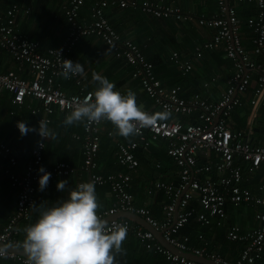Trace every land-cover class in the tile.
Instances as JSON below:
<instances>
[{
	"label": "built area",
	"instance_id": "2783aa9c",
	"mask_svg": "<svg viewBox=\"0 0 264 264\" xmlns=\"http://www.w3.org/2000/svg\"><path fill=\"white\" fill-rule=\"evenodd\" d=\"M217 2L219 14L197 17L200 26L217 30L212 40L204 44V48H223L226 56L232 59L235 65V72L228 81L227 89L215 103L209 102L197 93L191 97L184 96L180 84L166 88L157 78L153 63L146 58L139 46L117 32L104 13L107 6L118 4L121 7L138 6L143 12L157 18L174 17L179 21H186L193 17L183 12L174 1L167 4L144 0L138 4L133 0H96L92 20L83 24L79 17L85 0H70L66 7L70 26L66 41L59 47L44 51L41 50L39 41L24 38L17 32L15 8L9 9L7 18L0 22V47L7 49L17 62L26 64L32 75L31 78H24L15 71L0 72V89L10 91L15 104H22L27 97L39 99L46 114L43 119L45 122L51 121L50 116L57 109L70 113L74 106L92 91L68 95L57 86L52 76L60 75L63 60H70L73 47L81 37L95 35L101 38L115 56L133 66L134 76L141 80L144 91L157 107L164 111L169 110L176 116L196 113L198 123H185L176 117L172 120L158 121L155 127L141 129L137 134L146 144L151 140H167V153L180 169L177 184L156 182V187L168 194L163 220L155 218L148 208L137 206L129 189L133 178L132 171L139 166L135 154L139 143L133 141L119 144V162L132 171L99 174L95 171L96 156L100 148L101 125L104 121L85 125L84 160L80 169L89 172L90 182H94L95 185L109 184L116 197L115 205L98 215L103 220L120 212H134L155 230L162 231L165 240L183 252L205 257L220 264H255L264 254V195H256L246 186L249 180L246 175L264 168V145L253 144L247 136L249 130L233 127L229 118L236 108L243 106L253 81V74L257 75V79L249 99L251 106L249 126L255 121L258 111L264 108V0H217ZM233 2L254 4L257 13L243 21L237 9L231 5ZM242 22L254 32L252 39L254 52L260 57V61H255L243 45ZM201 54L198 49L197 56L200 57ZM170 60L178 65L183 76L189 74L194 67L192 61L182 60L178 52H173ZM45 147V138L41 137L30 152L32 157L23 175L19 176L7 170L12 185L18 188L19 194L14 216L0 230L2 244L22 249L18 246L22 241L18 239L17 224L20 220H27L30 217L39 177L43 175L38 171L39 168L43 167L46 172L51 173L50 180L79 171L78 167L66 162H58L53 166L46 165ZM200 152L208 157L206 163L198 162ZM0 155L9 161L11 166L19 163L18 158L13 155L12 148L1 140ZM259 190L264 193V182L259 185ZM193 200L198 201L200 209L192 204ZM241 203L257 205L255 218L258 226L246 229L232 225L229 228L227 236L230 240L245 243L237 259L230 261L206 246L195 247L191 245L190 236L179 234L180 229L192 217H195L202 226L220 227L227 217V205ZM116 224L127 225V234L135 236L147 249L162 254L169 264H203L167 249L158 241L152 230L129 218L114 217L106 223L108 228ZM199 238H202V234H199ZM0 256L25 264L27 260V257L1 246Z\"/></svg>",
	"mask_w": 264,
	"mask_h": 264
},
{
	"label": "crops",
	"instance_id": "0c3cea01",
	"mask_svg": "<svg viewBox=\"0 0 264 264\" xmlns=\"http://www.w3.org/2000/svg\"><path fill=\"white\" fill-rule=\"evenodd\" d=\"M69 1L1 0L0 22L7 18L6 14L9 9L15 8V28L22 37L39 41L42 51L59 47L66 41L69 33L70 26L66 16V7ZM133 1L139 4L144 0ZM148 1L167 4L174 1L183 12L193 15V17L186 21H179L174 17L157 18L154 15L143 12L138 6L121 7L118 4L107 6L104 13L116 31L124 38L132 40L145 54H149L151 57L160 56L165 62L173 63L170 60V56L173 52H178L182 60L193 62L194 67L189 72L190 74L193 71L190 74V78L184 83L179 81L172 86L170 82L173 81L174 75L179 72L183 76L178 65L173 63V66L162 65L158 66L157 70L155 68L154 71L157 78L166 88H172L180 84L183 87V95L186 97H191L197 93L209 102H217L228 87V81L235 72V65L233 60L226 56L223 48H204V44L212 40L217 30L200 26L197 21V17L201 15L213 16L220 13L217 0ZM95 2L96 0H85L80 10L79 20L81 23L86 24L92 20ZM231 5L237 9L238 14H241L242 18L244 17L243 21H245L248 16H243L246 15L244 14L243 4L233 2ZM250 10L254 12L250 16H254L257 13V9L254 7L253 9L246 8L245 13ZM241 33L243 45L248 54L255 61H260V57L254 52L253 30L242 22ZM198 49L202 53L200 57L197 56ZM70 60L83 65V74L72 76L71 79H65L61 75L52 76L49 74L54 78L57 86L66 94L71 95L83 91L93 92L98 87L97 82L92 78V74L96 73L113 82L116 86L115 90L122 94H126L128 90L133 91L136 94L137 104L143 111L150 114L164 111L157 107L154 101L148 97L143 89L141 80L133 74V66L124 59L115 56L111 48L98 36L87 35L81 37L73 47ZM8 71H15L24 78H31L32 75L30 68L26 64L17 62L7 49L0 47V72ZM252 76L253 81L245 96V102L243 106L236 108L232 112L229 122L235 128L245 131L249 130L247 136L253 144L264 145V108L258 111L252 125L249 126L248 121L251 110L249 99L257 79L256 74ZM68 114L57 109L50 116L51 121L45 122L43 119L46 114L39 99L27 97L22 104H15L13 102V94L6 89H0V140L12 148L13 155L19 160L17 165L11 166L9 161L0 155V230L14 216L17 210L19 194L18 188L12 185L7 170L19 176L23 175L32 157L30 152L41 138L38 132H29L26 135H21L17 127L18 122L23 121L28 127L38 129L39 121L43 120L48 125V128L55 133V139H45L44 163L46 165L53 166L58 162H66L79 168V171L75 174L59 176L49 180L47 187L43 191L39 190L38 185L34 194V203L37 206L44 203V207H52L58 200L67 199L69 191L75 189L78 183L90 182L89 172L80 169L84 160L85 124L65 127L63 121ZM181 116L171 113V117L168 120L176 117L180 119ZM181 119H185V117ZM191 119H187L185 123L197 121L196 113L193 114ZM115 131L114 126L110 122L104 121L102 123L101 143L96 156L97 168L95 171L104 175L132 171L119 162V144L137 141L139 146L135 149V154L139 160V166L135 171H132L133 178L129 189L137 206L148 208L155 218L163 220L165 218L164 205L168 200V194L163 189L157 188L156 182L166 181L177 184L180 175L179 167L174 164L167 153L168 141L151 140L146 144L141 141L138 135L125 139L116 135ZM207 158L201 152L198 154V162L200 164L206 163ZM213 175L215 176L216 174L213 173ZM258 175L260 177L259 181L256 179ZM246 176L249 178L246 186L256 195H264L259 190V185L264 182V168ZM61 180L68 181L63 192L57 190V183ZM95 189L100 205L98 213L115 205L116 197L109 184L95 185ZM257 209V205L254 204H228L227 217L223 225L220 227L216 225L203 226V232H200L204 235H202L203 244L195 245V247L206 246L209 250L220 253L230 261L237 259L245 243L230 240L227 236L228 230L232 225H239L246 229L257 227L258 221L255 218ZM38 216L39 208L32 207L29 219L18 222V239L20 241L24 239L23 229L35 223ZM103 220L105 224L109 221L108 218ZM129 235L127 234V238L122 245L125 254L118 255L121 260L119 264H125L122 261L125 257L129 260L128 263L140 262L141 264V256L147 249L139 239L131 238ZM195 244H197V240ZM152 254L157 258L162 257V254L160 256L154 251H152ZM150 258L151 256L146 257L142 263H149L151 261ZM150 263L154 264L153 261ZM165 263L169 264L166 259ZM0 264L25 263L0 256ZM260 264H264V256Z\"/></svg>",
	"mask_w": 264,
	"mask_h": 264
},
{
	"label": "clouds",
	"instance_id": "9594fccd",
	"mask_svg": "<svg viewBox=\"0 0 264 264\" xmlns=\"http://www.w3.org/2000/svg\"><path fill=\"white\" fill-rule=\"evenodd\" d=\"M83 65L71 60H63L60 75L65 79L81 75ZM98 87L78 102L65 117L64 126L78 124L91 125L101 121L110 122L115 134L125 139L136 136L141 129L153 128L158 121L170 119L169 110L148 113L137 104L136 94L128 90L126 94L115 90V84L106 77L93 73ZM17 127L21 135L38 132L45 139H55V133L48 125L39 121V128H30L20 121ZM38 171L39 190L47 187L51 173L43 167ZM68 181L57 183V190L63 192ZM39 208L35 223L23 229L24 239L19 243L27 257L26 264H117L116 256L125 254L122 247L127 238V225H113L108 228L98 215V198L94 182L80 183L68 193V198L58 200L52 207Z\"/></svg>",
	"mask_w": 264,
	"mask_h": 264
},
{
	"label": "trees",
	"instance_id": "16d2710c",
	"mask_svg": "<svg viewBox=\"0 0 264 264\" xmlns=\"http://www.w3.org/2000/svg\"><path fill=\"white\" fill-rule=\"evenodd\" d=\"M243 7H244V14H246V15H243V16H248V17H251L250 15H253L254 14V12H252L251 10L250 11H248V12H246L245 13V10H246V8H251V9H253V7L255 8V5L254 4H243L242 5ZM256 9V8H255ZM256 14V13H255ZM239 15V17L242 19V20H244V17L242 18V16H241V14H238ZM248 17H246V19L248 18ZM245 19V20H246ZM143 52V51H142ZM144 53V52H143ZM144 55L146 56V58L149 60V61H151L152 63H153V65H154V70H155V68H156V70H157V68H158V66H162V65H164V66H166V65H168V66H170V65H172L173 66V63H169V62H165L160 56H154V57H151L149 54H145L144 53ZM148 55V56H147ZM177 68V67H176ZM160 70V69H159ZM193 72V71H192ZM191 72V73H192ZM190 73V74H191ZM190 74L188 75V76H186V77H184V76H181L180 75V73L178 72V74H176V75H174L173 76V81L172 82H170V85L172 86V85H174L175 83H177V82H179L180 81V83L182 82V83H184L185 81H187L189 78H190ZM184 79V80H183ZM184 118L185 117V119H181V118ZM181 121H183V122H185V121H187V119L189 120H192L191 118H193V114H191V115H188V116H186V115H182L181 116ZM194 123H198V120L196 121H194ZM261 176V175H260ZM260 177H259V175L258 176H256V179L258 180ZM256 180V181H257ZM255 181V182H256ZM259 181V180H258ZM192 204L194 205V206H196V208H198V209H200V206H199V203H198V201L197 200H193L192 201ZM203 226L199 223V222H197L196 221V219H195V217H192L190 220H189V222L188 223H186L181 229H180V232H179V234L180 235H182V236H185V235H188V236H190V238H191V245H202L203 244V242H202V238H203V234L202 233H200V232H203ZM199 234H202L203 236H202V238H199ZM131 238H133V237H135V236H133V235H129ZM136 238V237H135ZM205 238V237H204ZM197 240V244H195V241ZM210 247V246H209ZM211 248H212V246H211ZM147 249V248H146ZM147 251V252H146ZM146 251H144L143 252V254H142V260H141V264H144V263H142V261L143 260H145L146 259V257H150L151 256V261H153V263L154 264H166L165 263V259L163 258V255H162V257H156V256H154L153 254H152V251H150L149 249H147ZM150 252H151V254H150ZM157 254H159V253H157ZM154 257H153V256ZM121 256V255H120ZM158 256V255H157ZM160 256H161V254H160ZM263 256H264V254H263ZM263 256H262V258L261 259H259L258 261H256V263H258V264H260L261 262H262V259H263ZM152 259H154V260H152ZM119 261H121L120 259H119V257H118V255L116 256V262H117V264H119ZM122 261L125 263V264H140V262H135V263H128L129 262V260H127V257H125V259H122ZM150 261V260H149ZM150 261V262H151ZM147 263V264H151V263Z\"/></svg>",
	"mask_w": 264,
	"mask_h": 264
},
{
	"label": "water",
	"instance_id": "95a60500",
	"mask_svg": "<svg viewBox=\"0 0 264 264\" xmlns=\"http://www.w3.org/2000/svg\"><path fill=\"white\" fill-rule=\"evenodd\" d=\"M114 217H126L129 218L139 224H141L142 226H144L146 229L148 230H152L155 233L156 238L158 239V241L167 249L171 250L174 253H178L180 255H185L186 257L192 258L198 262H201L203 264H220L215 262L214 260H210L208 258L205 257H201V256H196L193 255L189 252H183L182 250H180L179 248H177L176 246L170 244L167 240H165V238L163 237V233L162 231H157L155 230L150 224H148L144 218H142L141 216H139L138 214L134 213V212H120L118 214H116V216H111L108 217V220L114 218ZM107 219V218H106ZM105 220V221H108ZM104 221V220H103ZM0 246L7 249V250H11L14 251L24 257H26L24 251L16 246H12V245H7V244H2L0 243Z\"/></svg>",
	"mask_w": 264,
	"mask_h": 264
}]
</instances>
